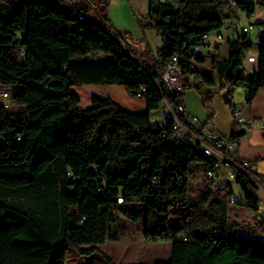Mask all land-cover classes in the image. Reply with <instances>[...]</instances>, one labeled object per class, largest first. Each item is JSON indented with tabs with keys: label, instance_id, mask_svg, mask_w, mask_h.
<instances>
[{
	"label": "trees",
	"instance_id": "16d2710c",
	"mask_svg": "<svg viewBox=\"0 0 264 264\" xmlns=\"http://www.w3.org/2000/svg\"><path fill=\"white\" fill-rule=\"evenodd\" d=\"M63 1H0V87H20L12 95L19 112L0 102V264H66L71 249L114 264L99 246L119 239L112 216L127 212L125 204L133 201L144 205L145 237L172 240L170 258L152 264H264V232L243 233L250 221H231V196L215 188L216 158L188 143L173 123L160 127L161 119L152 116L164 99L183 103L184 92L160 89L155 82L172 55L191 76L185 90L196 89L205 105L213 95L202 87L217 82L230 94L244 86L251 103L264 87V35L257 70L244 66L251 42L236 37L229 41L228 59L215 58L212 70L201 72L192 67L202 60L193 49L205 43L204 35L220 32L222 9L229 4L150 0L141 25L160 31L166 44L151 58L134 55L135 60L107 16L109 0H98L100 22L87 8L80 9L86 20L69 15ZM234 1L255 12V4ZM92 52L113 59H81ZM84 85L124 86L130 96L147 100V111H130L101 94L81 108L73 87ZM240 135H230L233 144ZM228 155L241 161L230 150ZM208 171L215 177L208 178ZM196 178L198 196L192 188ZM234 180L244 204L260 215L258 186L246 173Z\"/></svg>",
	"mask_w": 264,
	"mask_h": 264
},
{
	"label": "crops",
	"instance_id": "0c3cea01",
	"mask_svg": "<svg viewBox=\"0 0 264 264\" xmlns=\"http://www.w3.org/2000/svg\"><path fill=\"white\" fill-rule=\"evenodd\" d=\"M93 1L95 5V14L99 17V12L97 10V7H99L97 6L98 0ZM133 4L135 6V3L130 0L131 7L133 6ZM84 8H86L84 7V5L80 6L79 10H83ZM249 20L254 21L258 24H263L264 13L262 14V16H260L256 13L255 10L253 17H245L243 26ZM153 30L156 32V35L159 38V48H161V38L157 34L156 29L154 28ZM220 32L223 35V38L221 40H218L217 33L214 32L210 34L208 40L205 43L200 45L198 56H200L202 60H194L192 63L193 68H196L201 72H208L212 70V62L215 58L228 59L230 54L229 41L235 39L239 33L235 35L234 30L230 29L228 23L224 24V27L220 30ZM137 50L138 53L142 55V57L147 56L151 58L152 54L154 53L150 45H146L145 47L141 45ZM248 63L249 64H244L248 72H253L258 69V61ZM214 73L215 75L217 74L216 71H214ZM83 87L89 89H87L89 93L87 95L88 103L86 105H83V96L79 91V89ZM73 90L77 92L81 98V108L90 107L92 105V96L101 94L113 99L119 105L130 111H147V100L144 98H136L130 96L124 86L84 85L74 86ZM201 90L204 93H210L213 95V100L209 105H205L203 96L194 88L185 90L183 95V104L186 105L188 113L197 118L193 126L194 131H196L201 136H206L212 132L218 133L222 136H230L234 131L241 133L237 141L233 144V147L230 149V152L234 154L235 158L253 162L256 167L255 178L262 184V187H260L257 191V195L260 199V215L255 216L254 212L250 207L247 206V204H244L243 206H235L237 200L232 195L229 198L231 208L230 219L231 221L237 223L250 221L249 225H246L242 228L243 233H263L264 181L261 178L264 177V87H261L258 90L257 94L249 104L246 103V90L242 85L236 87L233 90L232 94L229 93L228 88L222 89L219 86L218 82L213 87L205 85ZM115 91H117L118 93L116 94ZM160 109L163 117L165 110L164 105ZM235 109L240 110L244 118V120L238 124L235 123ZM153 112L154 111H152V116ZM216 176L218 178L227 176L226 168L221 167L220 171H216ZM196 180L198 179L196 178ZM215 183H217L216 180ZM231 190L233 194L232 187ZM231 199H234L235 202L231 203ZM259 217L262 218V221L258 219ZM257 223H260L262 225H256ZM170 243H172V240H170Z\"/></svg>",
	"mask_w": 264,
	"mask_h": 264
},
{
	"label": "rangeland",
	"instance_id": "374dc122",
	"mask_svg": "<svg viewBox=\"0 0 264 264\" xmlns=\"http://www.w3.org/2000/svg\"><path fill=\"white\" fill-rule=\"evenodd\" d=\"M6 1V0H0ZM69 4L78 8L83 6L87 8V13L100 22V17L95 14V5L93 0H67ZM135 6L131 7L130 0H109L107 16L113 25L124 34L125 43H128L133 49V56L137 55L142 58L138 53V48L143 45H150L154 54L159 48V38L152 27H143L140 20L148 14L150 7V0H132ZM256 13L260 16L264 13V6L257 5ZM246 12L235 5H224L222 9V18L224 23H228L231 30H234L235 35L240 33ZM146 19V18H145ZM255 52L254 49H252ZM83 61H107L112 60L113 56L102 52H92L82 56ZM249 64L248 62H246ZM19 86H1L0 89L7 90L10 97L5 99L4 102L11 104L10 109L12 112H19L12 100V95L19 89ZM88 88H80L79 91L83 96V105L88 103ZM89 90V89H88ZM91 90V89H90ZM116 94L118 93L115 91ZM153 118L162 119L161 109L153 112ZM218 168L217 171H220ZM222 172V171H221ZM200 182L207 183L204 172L201 171ZM216 187L222 188L223 192L228 195L234 196L237 200L235 206H243L245 203V196L241 186L234 180L233 177H216ZM200 187L197 180H193L192 188L194 193L198 196ZM233 189V194L231 192ZM124 209L127 211L117 210L112 216V224L117 227L119 231V239L116 241H107L105 244L100 245L99 249L102 253L108 255L114 264H152L157 260H167L171 256V243L170 240L153 241L144 235L145 223V208L144 205L138 202L126 203ZM131 213H137V219L131 217ZM262 221V218L259 217ZM179 235V234H178ZM66 264H107L100 254L83 255L78 250L71 249L68 252Z\"/></svg>",
	"mask_w": 264,
	"mask_h": 264
},
{
	"label": "built area",
	"instance_id": "2783aa9c",
	"mask_svg": "<svg viewBox=\"0 0 264 264\" xmlns=\"http://www.w3.org/2000/svg\"><path fill=\"white\" fill-rule=\"evenodd\" d=\"M156 1H171V0H156ZM229 5L237 6L236 1L234 0H218ZM244 4L252 5H262L264 6V0H241ZM64 10L71 16L76 17L80 20L88 19L87 16L81 12L78 8H75L69 4L66 0L63 1ZM256 8V7H255ZM256 10V9H255ZM248 18L253 17V11H245ZM157 34L160 36V31L156 30ZM218 40L223 38L221 32H216ZM264 35V23L258 24L254 21L249 20L244 26L237 38L243 40L247 37L248 41L251 42L252 48L244 52V62H256L258 60L257 48L261 44V39ZM210 34H206L203 37V40L206 42ZM115 38L122 41L118 35H114ZM161 38V44L164 46L166 42ZM201 44H198L194 47L193 51L198 52ZM215 46V44H214ZM255 50V52L252 51ZM133 56V55H132ZM135 59V56H133ZM136 60V59H135ZM157 86L161 89L166 87L172 93H183L187 85L191 82V76L187 73H184L182 68L179 66V60L177 55H172L167 59L166 67L162 70V74L159 78L155 80ZM10 97V93L7 90L0 89V102L5 106V108L10 109L11 104L9 102H4L5 99ZM164 116L160 120V127L168 125L169 122L173 123V128L178 134H186L188 136L187 142L193 143L200 149L204 154L216 158L215 168H226V175L228 177H235L238 173H246L248 178L252 180L258 188L262 187V184L259 180L255 178L256 167L255 164L248 160H241L236 163L228 155L229 150L233 147V142L230 139V136H222L218 133L212 132L206 136L199 135L194 131L193 126L197 118L188 113L187 107L185 104L175 105L174 103L169 102L167 99H164ZM181 116H184L186 121L189 123L186 124L181 119ZM235 123H241L244 118L240 110H234ZM208 178H214L215 172L208 171ZM264 181V177L261 178ZM118 202H122V198L118 199ZM231 202L234 203V199H231Z\"/></svg>",
	"mask_w": 264,
	"mask_h": 264
},
{
	"label": "water",
	"instance_id": "95a60500",
	"mask_svg": "<svg viewBox=\"0 0 264 264\" xmlns=\"http://www.w3.org/2000/svg\"><path fill=\"white\" fill-rule=\"evenodd\" d=\"M132 56V55H131ZM133 57V56H132Z\"/></svg>",
	"mask_w": 264,
	"mask_h": 264
}]
</instances>
